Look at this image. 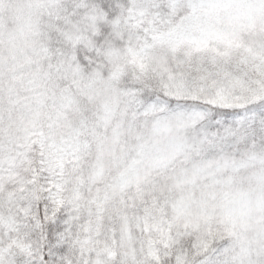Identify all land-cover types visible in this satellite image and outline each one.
<instances>
[{"label":"snow or ice","instance_id":"1","mask_svg":"<svg viewBox=\"0 0 264 264\" xmlns=\"http://www.w3.org/2000/svg\"><path fill=\"white\" fill-rule=\"evenodd\" d=\"M0 264H264V0H0Z\"/></svg>","mask_w":264,"mask_h":264}]
</instances>
